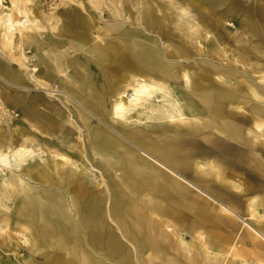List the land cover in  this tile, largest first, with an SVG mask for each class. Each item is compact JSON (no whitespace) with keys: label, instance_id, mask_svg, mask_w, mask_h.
Wrapping results in <instances>:
<instances>
[{"label":"bare ground","instance_id":"1","mask_svg":"<svg viewBox=\"0 0 264 264\" xmlns=\"http://www.w3.org/2000/svg\"><path fill=\"white\" fill-rule=\"evenodd\" d=\"M105 1L115 20L129 14L131 22L125 26L126 21L118 19L99 33L100 41L89 48V27L78 28L75 41L68 42L71 32L59 29L57 22L49 26L29 18V0L14 1L17 13L25 19L11 12L0 13L3 53L7 51L13 61L29 67L33 60L25 47L34 45L45 54L36 66L44 65L47 70L40 71L38 83L51 86L58 78L61 87L78 100L68 121L84 135L89 159L98 158L93 165L100 170L104 185L88 188L84 175L75 173L80 165L59 152L51 155L43 146H36L41 145V133L52 137L63 128L70 130L61 124L64 114L54 106H42L34 97L24 100L6 88V79L23 80L0 58V88L4 87L5 96L15 104L26 101L18 138H8L0 130V231L17 227L20 238L14 239L28 245L29 256L45 258L44 264H75L65 255L93 264H106L104 258L115 264H146V254L154 258L163 254L169 264H184L178 256L162 252L165 240L175 246L178 255L195 264H223L241 259L242 253L249 251L260 257L256 264H264V249L258 246L260 239L264 241V199L250 198L248 202L254 221L259 216L257 229L239 214L228 192L213 188L207 178L213 176L223 189L232 186L253 194L263 190V185L245 188L242 182L230 179L207 149H220L221 142L225 153L213 157L230 164L244 157L250 163L258 162L264 170V156L259 151L264 150V73L256 77L243 71L241 85L229 83L228 87L222 85L224 81L217 84L207 76H194L180 64L184 50L171 44L162 47L153 35L155 30L162 33V26L151 4L142 8L139 0H131L132 11L120 7L122 0ZM91 2L101 5L98 0ZM220 2L189 0L179 4L183 20L177 28L190 38L199 35L203 27L196 21L193 5L205 4V10L213 12ZM261 9L264 14V5ZM222 19H215L217 25L227 28ZM227 25L232 26V22L227 21ZM259 26L264 29V23ZM63 34L68 40L60 39ZM210 34L206 30L204 36L208 39ZM68 43L75 50L90 53L89 66L83 68L81 60H67ZM17 47L21 48L18 60L11 53ZM203 62L219 71L220 80L224 74L236 76L239 72L226 71L208 59ZM119 66L121 72L117 71ZM192 77L197 79L194 83ZM184 81L190 96L181 100L174 89ZM155 98L168 104L155 105ZM81 103L111 127L100 122L93 125ZM135 113L137 120L156 114L161 124L151 131L136 129L129 122ZM84 149L81 144L79 158ZM54 157H63L68 168ZM190 170L197 175L194 182L184 176ZM193 191L212 202L191 199ZM224 218L239 219L250 230L247 237L254 245L245 246L241 241L239 245L232 235L225 236L224 230L229 228V232L232 226ZM244 259L241 262L248 264Z\"/></svg>","mask_w":264,"mask_h":264},{"label":"rangeland","instance_id":"2","mask_svg":"<svg viewBox=\"0 0 264 264\" xmlns=\"http://www.w3.org/2000/svg\"><path fill=\"white\" fill-rule=\"evenodd\" d=\"M14 1L16 0H0V13L2 12L5 14L7 12H11L15 17L17 15L19 18L25 19L22 14L17 13V7L15 6ZM98 1L101 3L100 6H95L91 0H29L26 5L27 9L29 10L30 19H36L42 23L45 22L49 26L57 22L59 29L64 28L66 32H71L69 40L66 39L65 34L60 37L61 40H68L69 42L72 39L75 41V31L78 28L86 30V28L89 27L90 36L88 37L90 38V43L87 45L89 48L94 45L95 41H100L97 39L99 33L103 34V32H105L109 26H113L118 21V19L121 21H126L125 26L131 22V18L128 17L129 14L119 16L115 20L111 13V9L106 4V1ZM139 1L142 8H145L144 6L147 3L152 5L154 12L157 15V19L162 26V33H159L157 30L152 31L153 35L158 40V43L162 47H165L168 44H171L174 48L177 46L181 47V49L184 50L183 51L180 49L183 51L182 53H184V58L179 59L180 64L185 66L187 69H190V72L194 76H207L212 82L217 84H220L221 81H224L221 82L222 85L228 87L229 83H233V85H241L239 82L242 80L241 76L243 75V71H247V73L252 72L256 77L261 76V74L264 73V29L260 28L259 26L260 22L264 23V14L261 11V7L264 5V0H221L220 4L213 12L208 9L205 10V4H203L202 7H196L193 5L196 21L201 24L203 30L199 35H190L191 38L189 37V33L188 36H185L184 32L177 28L178 23H182L183 20V18H181V8L179 7V4L186 3L189 0ZM20 6L23 7V3ZM125 6L128 9L131 8L132 11H135L131 0H122L120 7L125 9ZM218 16H222L223 24H225L227 28H224L222 25H217L215 19ZM227 21H231L232 26H228ZM206 30L211 31L208 39L204 36ZM33 32H37V30H33ZM55 32L59 31L57 30ZM3 33L4 27L2 24H0V58L8 61L23 80V82H14L12 80L9 81L6 79V82L4 83L6 88L9 87L24 100L34 97L41 102L42 106H54L56 109H58V111L64 114V119L61 124L67 126L70 129L69 131H65L63 128L57 135L52 137L41 133L42 137L38 138L41 145L36 146H43L50 152L51 155L53 152H59L64 156H68L70 159H72V161L76 162L77 165H80L81 168L74 169L75 173H81L84 175L83 182L88 188H95L98 184L104 186L103 178L101 176L102 174L100 170L94 166L95 163L99 162L98 158L89 159L84 143V135H81L82 132L80 133L75 124L71 123V120L68 121L70 115L72 118L71 110L74 111L72 108H75V106L78 105V100L61 87V84L58 82V78H55L51 86H42L38 83L40 81V71L46 70V67L44 65L38 67L36 66L35 62L42 59V56L45 54L38 50L34 45H28L25 47L28 56L33 60L29 67L21 66L18 61H13L7 51H5L4 54L1 46ZM221 34H224V36L221 37ZM66 48L68 49L69 53L67 60H81L84 62L83 68L89 66L88 63H91L89 60V58H91L90 53H87L86 51L82 52V50H75L76 47H73L71 43H68ZM171 49L172 47H170V50ZM20 51L21 48L17 47L11 52L17 60L20 58ZM92 58L94 57L92 56ZM203 59L214 61L226 71L239 70V72L236 74V76L224 74L226 75L224 80H220L218 73L219 71L212 66L206 65L203 62ZM47 61L50 64L52 63L49 59H47ZM116 62L117 61L114 59L112 63L116 65ZM68 70L69 73H72L73 69L70 67ZM122 70V67L120 70L117 69L118 72H121ZM46 72L47 70L45 73ZM195 80L197 79L192 77L193 83ZM1 82L2 80L0 79V83ZM258 82H261V80L258 79ZM4 91V87H1L0 130H2L8 138L13 137L16 139L19 136L17 130L21 128V125H23V122L25 121V116L22 114V108L26 107V101L20 103L19 105L15 104L9 101V99L4 94ZM174 93L181 100H183L185 97L190 96L188 94L190 93V87H188L184 81L182 84L177 85V87L174 89ZM66 97H70L71 101H67ZM157 100L159 99L155 98V102L152 101V103L155 105L168 104L164 100ZM81 105L84 106L82 103ZM84 107L87 109L86 106ZM45 108L46 107L43 109ZM87 110L90 113L89 116L93 125H97L100 122L101 124L104 123L110 126L90 109ZM47 113V115L50 116V112L47 111ZM148 113H150V111H148ZM54 116L55 115H52V117ZM137 116V113H135V116L129 121L130 124L136 129L151 131L153 127H156L155 125L161 124V121L156 118V114L154 116L152 115V118H147L146 115H142L141 120H137ZM73 120H76L75 117ZM197 140H200V137H197ZM198 143L202 146H205L201 142ZM218 143L221 145L220 149H212L211 151L207 149V154H209L210 157L215 158V161L219 162L221 168H224L229 174L230 179H234V181L237 183L242 182L245 188L253 185L264 186V170H260L258 162L250 163L249 159L242 157V160H239L238 162H232L230 164L228 162L221 161L220 158L217 159L216 157H213V155L216 154H223L221 151L225 153L223 144L221 142ZM81 144L82 148H85V154L79 158L77 155L79 153L77 151L79 147L81 148ZM259 151L264 156V150L260 148ZM227 153H230V151H227ZM240 155L243 156L242 154ZM54 158L60 163L64 162L62 163L64 164L63 167L68 168L69 165L65 164L66 161L63 157ZM262 161H264V157ZM184 176L192 182L197 180V175L192 170L187 171V175ZM207 178L210 179L208 180L209 183L211 181L210 186L217 190L220 189L226 193L228 192L241 216L247 219V221L250 222L253 227L257 229L260 228L259 224L261 223H258L257 220L259 216H257L258 218H256L254 221V218L250 215L248 202L250 198L264 199V188L262 191H258L254 194L248 191H239L232 186L223 189L220 188V184L213 176H209ZM230 184L232 185L233 183ZM189 196L191 199L196 198L197 200L202 201V203L207 201L212 202L204 195H200L194 191L193 193H189ZM224 220L226 224L232 226L230 227L232 228L231 231H227L229 228L224 230L225 233L223 234L225 236L232 235V239H234L235 243L241 241L243 245L246 243L245 246L254 245L251 242L252 239L247 237V234L250 232V230L244 226L239 219L234 218L233 220H229L224 218ZM254 222H257V224ZM188 223H191V219L188 220ZM11 228L12 229L8 228L6 232L0 231V264H44L45 258L42 259L39 258L40 256H29L28 253L30 251L28 250V245L22 240L20 241L18 239V241H16L14 239L16 237L20 238L19 233H16L17 227L15 228L12 226ZM206 228L208 229L209 227ZM243 238L244 241H242ZM186 239L190 240L191 238L187 237ZM258 242V246L261 249H264V241L260 239ZM241 243L237 244L240 245ZM174 247L170 245V242L165 240L163 244L164 251L162 252L166 251L168 257L170 255L178 256L180 261L184 264H195L185 255H178V251H176ZM96 255L100 256L98 254ZM242 256L247 258L248 264H256V262L260 260V257L256 256V254L251 251L242 253ZM65 257L73 259L75 264H93L90 262L80 261L74 256L65 255ZM244 257L241 259L239 257L235 260H226L223 264H243L241 261H245ZM145 259L147 261L146 264H169V260H164L163 254H160L159 258H154L151 255L149 256L146 254ZM104 262L106 264H115L114 261L105 258Z\"/></svg>","mask_w":264,"mask_h":264}]
</instances>
